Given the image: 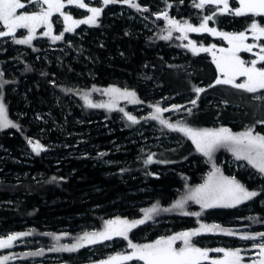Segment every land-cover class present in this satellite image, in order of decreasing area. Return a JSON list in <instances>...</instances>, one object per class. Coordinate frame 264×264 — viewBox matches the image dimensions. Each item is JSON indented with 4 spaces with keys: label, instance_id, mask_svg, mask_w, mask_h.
Instances as JSON below:
<instances>
[{
    "label": "trees",
    "instance_id": "obj_1",
    "mask_svg": "<svg viewBox=\"0 0 264 264\" xmlns=\"http://www.w3.org/2000/svg\"><path fill=\"white\" fill-rule=\"evenodd\" d=\"M133 2L141 10L123 0L107 6L103 0H94L92 7L103 9L97 22L81 26L75 32H65L58 41L47 40L44 45L37 43L38 39L30 45L16 44L15 39L0 41V73L3 74L0 97L10 121L19 126L0 130V231L31 233L35 239L70 237L71 234L59 230L83 223L99 227L111 217L129 221L143 219L144 209L158 205L161 211L132 229L130 238L148 234L151 241L161 232L173 235L196 229L201 223L218 224L237 235L214 232L201 241L207 239L212 246L225 242L221 247L226 248L228 242L241 234L264 232V209L260 207V201L264 200V176L254 170L233 174L227 164L219 167L221 156L215 162L221 172L240 180L247 189L257 191V197L236 207L211 208L200 216L162 214L156 217L164 212L162 209L171 208L184 197L190 187L197 186L200 176L212 166L183 133L152 120L164 133L175 134L182 142L142 150L139 143H133L130 122H120L115 113L83 103V92L93 95L97 90L117 87L135 92L140 101L138 107L170 108L165 113L170 123L195 130L229 127L241 131L242 125L252 130L263 125L258 121L264 120V100L254 99L252 93L229 85L209 87L219 73L208 55L194 54L173 38L161 39L167 35L161 28L149 29V26L158 27L150 20L157 12H169L177 21L197 26L206 15H213V10L196 8L197 0ZM70 14L80 19L87 15L75 7ZM253 21L264 26V17L250 14L216 13L210 20L212 26L229 33L249 30ZM55 31L56 35L64 32L63 24H56ZM202 38L194 36L199 43H211L210 38ZM47 45L56 55H51L53 50ZM196 88L204 91L197 94ZM192 100L197 101L196 105L191 104ZM37 115L42 118L36 119ZM48 115L54 117V122ZM54 123L65 131H58ZM40 131L49 142L76 143L78 138H87L79 146L93 147L88 150V156L68 155L61 148L57 158H49L45 153L23 158V150L29 147L28 139L33 140ZM68 132L71 134L66 136ZM99 152L102 155L96 157ZM149 155L153 163L145 164ZM15 174L20 176L18 180L13 178ZM26 174L28 178L23 177ZM35 175L42 177L33 179ZM259 183L263 187L258 188ZM12 200L18 201L17 206L9 208L2 204ZM189 208L184 211L200 212L192 205ZM159 220L160 226H151ZM23 222L32 229L21 228ZM46 222L50 233L41 228ZM103 250L98 248L94 253ZM85 254L83 250L78 255L64 256H73L79 262L76 258L82 261Z\"/></svg>",
    "mask_w": 264,
    "mask_h": 264
},
{
    "label": "snow or ice",
    "instance_id": "obj_2",
    "mask_svg": "<svg viewBox=\"0 0 264 264\" xmlns=\"http://www.w3.org/2000/svg\"><path fill=\"white\" fill-rule=\"evenodd\" d=\"M118 0H103V4L117 3ZM239 7L234 10L229 9V0H200V3L195 4L196 8H202L205 4L223 5L219 10L221 14L230 13L235 16H260L264 17V0H238ZM28 4H33L39 7V11H33L31 13L20 12L18 10L25 9L26 3L23 0H0V24L6 30H0V37H15V33L18 29H27L28 36L23 39H15L16 44H28L30 45L35 38L34 34L37 27L46 26L47 31L44 35H51L52 22L51 17L54 13H58L63 17L65 23L64 32H72L75 27L81 24H95L100 17L103 9L101 7H89L84 0H67V5H76L81 9H87L91 13L86 19L76 20L71 15L65 13L63 9L66 7L64 0H27ZM123 3L128 4L130 7L141 10L140 6L133 2V0H123ZM46 5V7H45ZM147 11V9H143ZM163 18L167 20L170 25L168 35L162 36L161 39L169 40L172 38L171 29H175L177 32L184 33L181 38L187 39V32H208L213 35H220L227 40L229 47L227 49L220 48L219 52L222 54L217 57L212 50L215 48L213 45L211 48L200 47L197 48L192 41H189L185 47H190L191 51L196 54L200 51L212 52L213 63L220 75L216 78L213 85L209 87H215L216 85H229L232 88L242 90L247 93H261V95L255 96L254 99L264 100V67L258 68L256 65L258 62H264V45L245 43L248 36L245 32L238 34H228L224 32H217L215 28L208 27V21L212 20L216 13L211 16H205L203 22L199 27H193L191 24L184 23L183 25L174 19H169L167 12L163 13ZM159 18V17H158ZM252 36L254 40H260L264 38V27L260 26L257 22L253 21L250 26ZM64 33L52 36L53 41H58L63 38ZM259 48V52L254 53L256 59L250 62V66H246L245 61L242 60L238 53L241 51L252 52L254 48ZM3 74L0 73V76ZM238 77H245L244 82L237 83ZM5 83H7L5 81ZM2 87V85H0ZM109 93H118L125 99H130L132 103H140L136 99L135 92L123 91L121 92L117 88H110L107 90ZM196 93L204 91L202 88H196ZM87 107H109L108 105L95 104L89 99V94H84L82 97ZM197 101L192 100L191 104L196 105ZM174 110H179L177 106H173ZM123 111V109H120ZM169 109H162L159 105L154 107V111L148 119L158 121L161 125L168 128L171 131L183 133L193 144H195L196 151L207 157L209 161L213 158V153L219 148H226L232 152L236 160L247 161L248 165L256 169L260 174L264 175V135L253 134V130L249 128L244 132L237 134L232 133L228 128L219 129H202L195 130L187 125L180 123H170L168 120L162 118V112ZM191 113V109H188ZM127 119L132 123H139L135 116L128 113H124ZM258 123L264 124V120L258 121ZM18 128L19 126L10 121L7 117L6 108L0 97V130L7 128ZM28 144L31 145L32 151L39 155L44 151V146L37 140L33 141L28 139ZM153 163V157L148 156L145 160V164ZM56 179L55 177L52 178ZM259 193L254 190L247 189L241 182L235 177H226L221 172L220 168L213 163L212 171L208 174L205 182L198 187L191 189L190 193L177 200L171 208H164L162 211L169 212L173 209L181 210L182 215L200 216L201 212H188L184 211L185 205L188 201H193L199 204L201 210L210 208L224 207L231 208L237 205L243 204L246 201H250L257 197ZM161 211L158 205H154L150 209H144V218L129 221L127 219L116 218L115 220H108L105 222L103 231L100 232H85L77 241L71 245H63L59 248H53V251H66L75 252L86 245H94L103 241L112 240L114 237H121L128 241V247L132 250L128 254L117 255L109 257L108 260L102 261L101 264H123L126 261H142L143 264H205L206 261H210V264H241L244 257L241 255V250H225L223 248L216 249H202L196 247L192 243V238L201 235L202 233H214L219 232L224 235L233 236L237 235L236 232L222 228L218 224H204L201 223L200 227L192 231L181 232L174 236L162 237L156 240L154 243L148 244H135L129 239V232L135 229L137 226L144 224L146 221L153 218V214ZM252 219V218H249ZM30 235V233H19L15 235H9L6 239H0V248H9L12 246V242L17 240L20 236ZM239 238L242 240H257L260 238L264 241V232L256 235L241 234ZM59 241L60 237H54ZM182 241V247H175L176 241ZM253 248L258 249L259 260L253 261L252 264H264V242L253 244ZM223 253L222 259H211L209 252ZM43 250L33 252L31 255H42ZM7 257L0 258V264Z\"/></svg>",
    "mask_w": 264,
    "mask_h": 264
},
{
    "label": "rangeland",
    "instance_id": "obj_3",
    "mask_svg": "<svg viewBox=\"0 0 264 264\" xmlns=\"http://www.w3.org/2000/svg\"><path fill=\"white\" fill-rule=\"evenodd\" d=\"M88 1H90V2L88 3V2H86V0H84V2L89 5V7H92V5L94 4V0H88ZM179 1H182V0H179ZM197 1L200 3V0H197ZM23 2H25L27 6L25 9L18 10V13L25 12V11H27L28 13H31L33 11H39L38 6L33 5V4H28L27 0H23ZM64 2L66 4V7L63 9V11L69 15H71L70 11L72 8H74V7L79 8L76 5H67V0H64ZM45 7H46V5H45ZM204 7H206L208 10H213L214 13L221 14L219 10L223 7V5L222 4L221 5L205 4ZM204 7H202V8H204ZM237 7H239L238 0H229V9L230 10H234ZM81 10H83L84 14L87 13V15L82 19H86L89 15H91V13L87 11V9H81ZM163 13H165V12H157V13L153 14V16L150 18V20L152 22H155L158 25V27H153V26L150 27L149 26V29H151V31H156L157 29L159 30L161 28L168 35L170 25L168 24L167 20H165L163 18V15H162ZM167 14H168L169 19H174V18L170 17L169 12H167ZM206 16H208V15H206ZM72 18L76 19V20H82L80 18H75L73 16H72ZM174 20H176V19H174ZM51 22H52V33H51V35H47V36L44 35V33L47 31L46 26L37 27L35 34H34L35 38L32 40L31 44L36 39H38L37 43H39L41 45H44V42H46L47 40L53 41L52 36L56 35L55 34L56 33V31H55L56 24L62 23L63 29L66 26L64 21H63V17H61L58 13L53 14V16L51 17ZM179 22L182 25L185 23V22H181V21H179ZM202 22H203V20H202ZM89 25H91V24H81L78 27H75L74 31H72V32H75L81 26H89ZM192 26L193 27H199L200 25H197V26L192 25ZM260 26L264 27L263 25H260ZM208 27L215 28L217 30V32H224V31L219 30L216 27L212 26L210 21H208ZM0 30H6L3 28L2 24H0ZM171 31H172L173 40L179 41L180 43L183 44V46L188 45L189 41H192L197 48H200V47L211 48L213 45H215V48L212 50V52H215L217 57L222 55L219 52L220 48L227 49L229 47L227 40H225L220 35H213L211 33L203 32V31L199 32V33L187 32L186 33L187 39H182L181 37L183 35H185L184 33L177 32L175 29H171ZM243 32H245L246 35L248 36V39L245 41V43L264 45V38H261L260 40H254L253 36H252V32L250 29L243 31ZM63 33H65V32H63ZM224 33L238 34L240 32L237 31V32H231V33H229V32H224ZM27 36H28V30L27 29H18L15 33L14 38L12 36L0 37V41H2V40L5 41L7 39L8 40L23 39V38H26ZM194 36L203 37L202 39L210 38L211 43H209V44L199 43L196 40H194ZM47 47L51 48L50 45H47ZM186 48L191 51L190 47H186ZM51 50H53L52 52H50L51 55H56L54 53V49L51 48ZM212 52L200 51V52H198V54H206L213 61ZM257 52H259L258 47L254 48L252 52L241 51L238 53V55L242 60L245 61L246 66H250V62L253 59H256V56L254 55V53H257ZM57 55H59V54H57ZM256 66L258 68L264 67V62H258ZM219 75H220V73H219ZM244 80H245V77H238L236 82L242 83V82H244ZM110 88H117V87H109V88H105V89H100V90H97L93 95L91 92H83L81 94V96L83 97L84 94H89V99L92 103L108 105L109 107H98V109H101L107 113H111V112L115 113V116L118 118V120L120 122H125V123L130 122L127 119V117L124 115V113H128L132 116H135L137 118V120L139 121V123L132 124L130 122L131 126L133 127V133L131 134V136H132L133 140H135V141H133V143H135V144L139 143L140 144V149L147 150L150 148H156V147H159V145L161 146L162 144H177L178 145L182 142L181 140L177 139V137H178L177 135L164 133L165 130H162L159 126L156 127L155 126L156 123H152L153 121L151 119H148V117H150L151 114L153 113L154 109L149 110L145 107H138L139 103H132V102H130V99H125V98L121 97L118 93H109L107 90ZM117 89H119V88H117ZM119 90L121 92L129 91L126 89H119ZM130 92H132V91H130ZM254 95L258 96V95H261V93L253 94V97H254ZM2 102L6 108V105L3 101V99H2ZM83 103L85 104L84 99H83ZM120 109H123V111H121ZM169 110H171V109L169 108ZM166 112L167 111L162 112V118L165 120H168L167 117L165 116ZM253 112L254 111L252 108L251 113L254 114ZM97 114H99L100 116L102 115L101 113H97ZM263 114H264V112H263ZM7 117H8V119L10 118L8 115V112H7ZM48 117H49L50 121L52 122L54 117L51 118L52 117L51 115H48ZM41 118L42 117L40 115L36 116V119H38V120H40ZM53 122H54V120H53ZM54 124L56 126L58 125L57 123H54ZM219 128H228L234 134L248 130L246 125L241 126V131H234L229 127H213V128L210 127L209 129H219ZM56 129L58 131H61V132L65 131V128H63L62 126H57ZM42 130H45V129L43 128ZM166 132H168V131H166ZM70 134H71V132H68L66 134V136H69ZM76 134L79 135L82 133L76 132ZM253 134L254 135H256V134L264 135V124L261 125L260 127H258L257 129H253ZM37 140L44 146V149H45L41 153H45L49 158H55V157L57 158L58 156H60L59 150H61V148L68 155H76V154L80 155L81 154V156H88L90 153V152H88V150L93 147L91 145H89V147H85L86 145L85 146H79V143L87 141L88 140L87 138L86 139L78 138L76 140V143H71L69 141H65V142L62 141L61 143L49 142L48 138L44 135L43 131H40L35 135V138L33 139V141H37ZM35 154L36 153H34L32 151L31 145H29V147H25V149L23 150V158H25V159H31V158H33V156ZM100 155H102L101 152L97 153L96 157H98ZM220 156L222 157V159L219 162V165H220L219 167H221L224 164H227L228 168L230 169L231 172H233V174L238 172V171L239 172H245L247 174V173L251 172L249 170H254L259 175L264 176V175L260 174L256 169L252 168L251 165H248L247 161L236 160L233 153L228 151L226 148L217 149L213 153V158L211 161H209V159L207 157H205V156H203V157H205L206 161L210 164V166L213 167V163H215L217 161V159L220 158ZM227 156H231V157L229 159H226ZM5 158H9V157H5ZM21 162L24 164L23 160ZM28 163L29 162H27L26 164H28ZM212 167H210L211 170H208L205 174L200 176V183L197 186L190 187L186 191L184 197L190 193L191 189H194V188L198 187L199 185H201L205 182V180L208 177V174L212 171ZM223 174L226 177H230V175L227 176V175H225V173H223ZM23 177L28 178V174L23 175ZM41 177H42V175H35L33 177V179L38 180ZM231 177H233V176L231 175ZM13 178L15 180H18L20 178V176L18 174H15L13 176ZM259 178L261 180H263L262 177H259ZM238 181L240 182V180H238ZM261 187H263V186H262V184L259 183L258 188H261ZM247 202L248 201H246L245 203H247ZM17 203H18V201L15 202L14 200L8 201V202H2L3 205H7L9 208L17 206ZM190 205H192L194 208H197L200 212L205 211V210L202 211L200 205L196 204L193 201H188L187 204L185 205V209H190L189 208ZM260 207L264 209V200L263 199L260 201ZM206 210H208V209H206ZM162 214H181V210L173 209L172 211H169L166 213L161 212V213H158L156 215V217H160V215H162ZM115 219L116 218L111 217V218H108L106 221L115 220ZM69 221H72V220H69ZM105 222L102 223V226H99V227H97L95 225L90 226L86 223H83V224H79V226H77V227H73L70 225L69 228H67V227L62 228L61 230H59V232H61V233L65 232L66 234L69 233V234H71V236L70 237L59 236L60 237L59 241L54 239V237H56V236L52 237L53 240L51 238H48V237H42L39 239L38 238L35 239V238H33V236H30V235L20 236L17 240L12 242L11 247L0 248V258L7 257L6 260L2 261V264H101L102 261L108 260L109 257L130 253L132 250L128 247V241L124 240L121 237H114L112 240L103 241L101 243H97L94 245H86L85 247L80 248L75 252L51 250L53 248H59L63 245H71V244L75 243L77 241V239L79 237H81L85 232L91 233V232L103 231V229L105 227ZM161 223H162V221H160V220L155 221L151 224V226L156 228V226H160ZM21 226H22L21 228H25L26 231L32 229V227L28 226V224L26 222H23L21 224ZM41 228L45 231V233H50V226H49L48 222H46V224H41ZM70 230H72V231H70ZM192 230H194V229H192ZM192 230H188V231H192ZM181 232H185V231H180V232L175 233L173 235H168L167 233L165 234V233L161 232L160 235H157L158 237H156L154 240H151V241H149V239H148V234L143 235L142 237H137V239L136 238L135 239L130 238V236H131L130 232H129L128 236H129L130 240L131 239L134 240V241H132V240L131 241L135 244H148V243H154L156 240H158L162 237L166 238L169 236H174V235H177ZM15 234H17V233L14 230H10V231H5V230L2 231L1 230L0 231V239H6L9 235H15ZM206 235H208V233H202L199 236L193 237L192 243L196 247H200L202 249L211 250V249H216V248H223L221 246H224L225 242L224 243L218 242V243H215L214 246H212V245H210L209 241H207V239H205L206 242L201 241V239L203 240V238H205ZM261 242H264V241H262L260 238L253 241V240H242L239 237H234L232 239V241L228 242L229 247H226L223 249H225V250L240 249L241 255L244 257L241 264H252L253 261H257L260 258L258 255L259 250L253 248V244H258ZM182 246H183L182 241L178 240L175 242V247L179 248ZM98 248L105 249L106 251L103 250L101 253H98V254L94 253ZM41 250H43L42 255H39V256L31 255V253L38 252ZM83 250L86 251V254H85V256L82 257V261H81V259L76 258L79 262L75 261V259H74L75 257L73 258V256H71V255H69V256H71L69 258H65V256H64V254L78 255V253L80 251H83ZM209 257H210V260L211 259H222L223 253H217V252L210 251ZM123 264H143V262L142 261H126V262H123ZM205 264H210V261H206Z\"/></svg>",
    "mask_w": 264,
    "mask_h": 264
}]
</instances>
